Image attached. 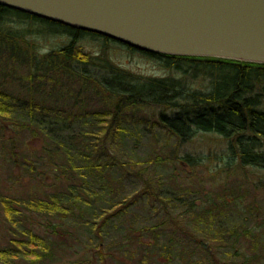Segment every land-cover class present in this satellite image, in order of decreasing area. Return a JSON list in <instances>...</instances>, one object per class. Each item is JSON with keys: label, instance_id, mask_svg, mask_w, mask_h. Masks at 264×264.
Instances as JSON below:
<instances>
[{"label": "rangeland", "instance_id": "rangeland-1", "mask_svg": "<svg viewBox=\"0 0 264 264\" xmlns=\"http://www.w3.org/2000/svg\"><path fill=\"white\" fill-rule=\"evenodd\" d=\"M71 39L48 35L41 43L51 50ZM76 44L96 53L103 40L85 35ZM109 55L138 75L167 72L155 59L117 43H111ZM0 91L29 98L1 76ZM54 100L45 101L47 111ZM100 107L92 102L77 112H88L91 119ZM156 113L146 109L145 122L128 124L118 142L106 147L108 154L80 148L69 161L62 157L56 164L42 154L46 139L33 137V128L23 127L17 113L0 115V198L16 200L17 230L31 235L14 234L15 226L0 204V238H5L7 252L0 264H102L99 254L105 264H264V170L229 163L221 139L214 135L198 133L178 145L158 128L152 116ZM83 120L69 122L71 131L58 136L85 130ZM82 152L90 154L82 159ZM95 164L103 165L102 171ZM146 182L155 192L161 189L164 201L145 192ZM57 202L60 207L53 209ZM65 207L72 216L63 214ZM116 209L122 210L119 216L104 222ZM102 210L108 212L101 215ZM10 238L21 248L16 260L9 258L15 253ZM34 249L40 257L29 255ZM166 255L172 261L164 260Z\"/></svg>", "mask_w": 264, "mask_h": 264}, {"label": "trees", "instance_id": "trees-1", "mask_svg": "<svg viewBox=\"0 0 264 264\" xmlns=\"http://www.w3.org/2000/svg\"><path fill=\"white\" fill-rule=\"evenodd\" d=\"M48 35L72 39L63 47L46 50L41 38ZM85 35L103 40L102 48L94 53L77 45ZM111 43L155 59L166 74L143 76L127 70L109 55ZM0 76L29 95L23 100L0 91V115L17 113L23 127L33 128V137L45 138L41 151L49 163L56 164L62 157L69 161L80 148L108 154L106 147L118 142L128 124L145 122L147 109L158 111L152 115L156 125L178 145L191 142L198 133L214 135L221 139L229 163L264 170V65L140 51L109 37L0 3ZM52 97L57 103L47 111L45 101ZM19 99L23 101L16 107ZM92 102L101 107L91 112V119L88 112H77ZM78 118L84 119L85 130L73 137L58 136L71 131L68 123ZM83 154L82 159L90 153ZM20 162L16 160V167ZM102 166L95 164L93 168L102 171ZM151 186L146 182L145 192L152 199L163 200L161 189L155 192ZM4 201L6 215L13 224L18 223L14 220L16 204L8 198ZM59 204L55 203L53 209ZM68 208L60 210L72 216ZM120 212L121 209L110 212L104 222ZM35 252L34 249L29 255L40 257ZM163 259L172 261L167 255Z\"/></svg>", "mask_w": 264, "mask_h": 264}, {"label": "water", "instance_id": "water-1", "mask_svg": "<svg viewBox=\"0 0 264 264\" xmlns=\"http://www.w3.org/2000/svg\"><path fill=\"white\" fill-rule=\"evenodd\" d=\"M140 51L264 65V0H0Z\"/></svg>", "mask_w": 264, "mask_h": 264}, {"label": "flooded vegetation", "instance_id": "flooded-vegetation-1", "mask_svg": "<svg viewBox=\"0 0 264 264\" xmlns=\"http://www.w3.org/2000/svg\"><path fill=\"white\" fill-rule=\"evenodd\" d=\"M6 198H0V204H1V206H3V209H4V213H5V200ZM15 201L16 200H14V203H15ZM16 204V203H15ZM15 218H14V220L15 221H18L17 220V217H16V215H18L19 214V212L16 210L15 211ZM5 216H6V219L8 220V221H11V219L8 217V215H6V213L4 214ZM12 224H13V221H12ZM13 226H15L14 228H15V231H13L14 232V234H16V232H20L21 234H25V235H27V233L26 232H22V229L20 228L19 230H17V223L16 224H13ZM23 225L21 224V227H22ZM2 229H3V227L1 228V231L0 232H2ZM8 231H10L11 232V230H10V227L8 226ZM18 241H15V239H12V238H10L9 239V243H10V245L12 246V247H14V249H15V253H14V255H11V256H9V258L10 259H12V260H16V259H18V257L16 256V250L17 249H19V250H21V248H20V246H18V243H17ZM0 246H1V248L2 249H0V254H2V257H0L1 259H3V261L5 262L6 261V259H7V257H6V254H7V252H6V247H5V238H3V239H1L0 238ZM5 247V248H4ZM68 247V246H67ZM33 251V250H32ZM95 258H97V257H95ZM98 260H103L102 262L105 264L106 263V259H103V256L101 257V255L100 256H98V258H97ZM7 263V262H6ZM102 263V264H103ZM8 264H14V262H8ZM78 264H86V262L85 261H83V262H81V263H78Z\"/></svg>", "mask_w": 264, "mask_h": 264}]
</instances>
